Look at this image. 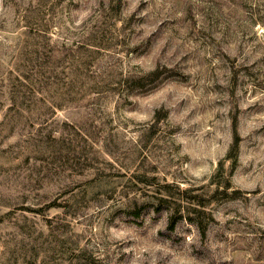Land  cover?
<instances>
[{"label":"rangeland","instance_id":"rangeland-1","mask_svg":"<svg viewBox=\"0 0 264 264\" xmlns=\"http://www.w3.org/2000/svg\"><path fill=\"white\" fill-rule=\"evenodd\" d=\"M0 264H264V0H0Z\"/></svg>","mask_w":264,"mask_h":264},{"label":"trees","instance_id":"trees-1","mask_svg":"<svg viewBox=\"0 0 264 264\" xmlns=\"http://www.w3.org/2000/svg\"><path fill=\"white\" fill-rule=\"evenodd\" d=\"M157 74V73H156ZM140 79H133L134 85H139ZM13 105L9 106L8 109H13ZM8 112L5 113V117L7 118ZM236 117H233V124H232V130H233V140L231 142V145L229 147V150L227 151L226 155L223 157V159L219 160L218 166L211 176V183L215 185V189L212 192L211 197L208 200H213L215 197V193L219 192V187L221 186L222 189L221 191H225V189L229 186L230 184V176L237 164V159H238V147H239V142H240V137L237 133V127H236ZM230 160L228 170L225 168V161ZM226 171V172H225ZM144 178L147 179V177L143 174L142 175ZM145 179V180H146ZM144 179H141L143 181ZM148 180V179H147ZM146 182V181H145ZM189 191V189H181L180 190V197L178 199L173 198L171 193H169V200L173 202L174 207H173V212L170 215V221H169V228H172L176 222V216L181 208V202L186 200V193ZM168 192V191H167ZM189 202H191L190 210L195 214V224L199 228L201 234H204L207 229V220L203 218V209L201 208L204 206V202L200 199L199 195H191Z\"/></svg>","mask_w":264,"mask_h":264}]
</instances>
